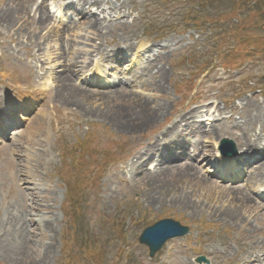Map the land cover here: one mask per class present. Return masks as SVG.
Masks as SVG:
<instances>
[{
	"label": "rangeland",
	"instance_id": "obj_1",
	"mask_svg": "<svg viewBox=\"0 0 264 264\" xmlns=\"http://www.w3.org/2000/svg\"><path fill=\"white\" fill-rule=\"evenodd\" d=\"M51 1L52 14L40 0H0V16L15 11L17 20L0 22L2 104L5 96L38 99L50 87L40 107H23L27 123L0 142V264H198L199 256L221 264L222 254L223 264H236L263 248V169L247 173L253 156L237 157L223 177L247 179L231 181L210 164L222 137L236 150L264 144V0H91L117 23L71 14L67 28ZM82 36L99 54L82 52ZM65 72L80 97L59 95ZM154 104L164 112L145 127H117L136 124ZM189 111V127L171 138L184 146L180 158L189 157L158 173L160 166L147 172L155 162L146 155L132 177L133 157ZM205 113L213 130L198 118ZM162 218L189 232L149 257L136 240ZM238 218L246 225L232 223Z\"/></svg>",
	"mask_w": 264,
	"mask_h": 264
},
{
	"label": "bare ground",
	"instance_id": "obj_2",
	"mask_svg": "<svg viewBox=\"0 0 264 264\" xmlns=\"http://www.w3.org/2000/svg\"><path fill=\"white\" fill-rule=\"evenodd\" d=\"M89 1H91V0H71V3H73V4H79L82 8L80 9V10H78V12L77 11H75L74 12V14L75 15H80L81 16V22H84L86 19H87V17H88V15L91 13L90 11H85L84 10V7L86 6V5H88V3H89ZM46 3V0H42L41 1V4H45ZM94 6H97L96 4H94V3H92V5H89V7H94ZM97 10H99V9H97ZM100 11V16L101 17H103V19H104V21H107V22H111L112 20H110L109 19V13L107 12V9L106 8H102V10H99ZM98 15V16H99ZM1 18H0V22L2 23V25H5V27L6 28H10V26L12 25V24H14V26L16 25V23H17V20H15L16 19V13H15V11L14 12H8V13H3V15H1L0 16ZM96 20H98V19H94L93 21L96 23L97 21ZM88 22H89V20H88ZM95 23H88V25L92 28L93 26H94V24ZM66 24V23H65ZM71 24H74V21H70V22H68V24H66V25H64V27H68L69 25H71ZM110 24H106L105 26H103V27H106V26H109ZM61 26V25H60ZM62 27V26H61ZM63 28V27H62ZM99 34H101V33H99ZM56 35V34H55ZM82 38V42H80V47L81 48H87V49H82V52H84V54L85 55H88L89 57L90 56H92V53H94V52H96L97 54H99V52H100V50H99V48L94 44H90L89 43V39L88 40H86V38L87 37H85V36H82L81 37ZM39 43V42H38ZM80 51H81V49H80ZM113 51L114 50H112V51H109L108 53H106V56H110L111 54H113ZM147 53V52H146ZM145 53V54H146ZM96 54V55H97ZM115 54L117 55H119L120 56V54H121V52L120 51H116L115 52ZM156 55V54H155ZM154 55V56H155ZM157 55L158 56H160L161 55V53H157ZM122 59V58H121ZM84 61H85V59H84ZM84 61H82L83 63H84ZM126 61H123V63H125ZM38 63H39V61H38ZM68 72L69 71H72V72H75L74 70H72L71 68H67V67H64ZM77 72V71H76ZM158 73H160V76L159 77H161V72H158ZM38 75H41V74H37V76ZM64 75H68L66 72L64 73ZM63 75V76H64ZM65 76V77H66ZM65 77H64V79L63 78H61V80L63 81L62 82V85L59 87V95H62V97L64 96V94H66L67 95V92H69L70 91V95L71 96H74L75 98H77V97H80V96H78L76 93H72V91H74L73 90V83H71V81H72V79H70V75H68V77L65 79ZM61 80H60V83H61ZM66 82L68 83V86H72V87H70V88H67V85H66ZM63 85H65L62 89H61V87L63 86ZM25 97V96H24ZM26 101H23L22 102V104H28V103H30L31 101H32V99H27V96H26ZM163 107H164V105L162 106V105H160V104H154L151 108H149V110H148V115L143 119H141L140 121H138L136 124L135 123H124V122H117L118 124H117V127H121V126H123V125H126L127 126V124H129L130 126H132V127H134V128H141V127H145L146 126V123H151V121H153L154 119H157L160 115H162L163 114V112H164V110H163ZM146 113V112H145ZM193 114H194V112L193 111H189L188 113H186V114H184L183 115V118H184V120H182L181 121V123H180V125H178L177 123H173L172 124V128L170 129V130H166L164 133H162L161 135H162V137H159V138H157L152 144H148V145H146V147L142 150V153H141V151L140 152H138L134 157H133V159L130 161V163H128V165L126 166V168H127V171L130 169L131 171H132V174H131V176L133 177L134 175H136L137 173H138V171L139 170H141L142 169V167H143V165H144V163L147 161V157H146V155H151L152 153H155V155L157 156V154L156 153H158L159 151H161V150H163V147H165V146H167L168 145V142L170 141V139L171 138H174L176 135H180V130H184V128L186 129V128H188L189 127V123H190V120L192 121L194 118V116H193ZM136 120V118L135 119H131V120H129V122H133V121H135ZM182 123H184L183 125H182ZM134 125H136V126H134ZM184 127V128H183ZM214 127V126H213ZM213 127L211 126V128H210V130H213ZM179 128H182V129H179ZM1 133L2 134H4L5 135V131H4V129L1 131ZM258 145L257 146H255V145H252L251 143H245L244 145H243V147H244V149H243V153H245V154H248V153H251V152H253L254 150H256L257 148L259 149V148H261L262 150L259 152V154L261 155H259V157H258V159H257V161H255V160H252V161H254L255 163L252 165V169H255V171H259V170H261V169H263V173H264V147H262V144H261V141H258ZM240 148V147H239ZM238 148V150H241V149H239ZM177 150V153H176V157H180L181 155H182V149H183V146L182 145H180V144H177V146H172L171 148H168V150L166 151V152H162L161 154H160V156H165V155H169V156H173L174 155V151H171V150ZM159 156V157H160ZM176 157H174V158H176ZM189 157V155H186L185 156V159L186 158H188ZM251 161V162H252ZM174 161H169V162H167V163H159L158 165H160V167H159V169H160V171L158 172V173H160L161 171H163V170H165V169H169L170 168V166H171V163H173ZM231 163H233V162H231ZM164 164V165H163ZM161 165H163L162 167H161ZM129 168V169H128ZM251 175H249L248 176V178H250V181H251V183L253 182V174L252 173H250ZM247 179V178H246ZM245 179V180H246ZM262 180H264V177L262 178ZM261 180V181H262ZM213 184V183H212ZM211 185V184H210ZM212 186V188H213V186H215L216 187V185H211ZM217 191H219L220 193H222V194H225V193H227L228 194V189L227 188H225V187H218L217 188ZM234 192H230V195L232 196V194H233ZM229 195V194H228ZM262 195H264V194H262ZM221 207V206H220ZM248 206L246 205L245 206V208H247ZM227 208H228V206H227ZM253 211H256L255 213L256 214H258L259 212H261V210L259 209V207L258 206H253L252 208H251ZM221 210V209H220ZM227 211V210H226ZM228 211H229V213L230 214H234V212H232V211H230L229 209H228ZM220 215H225V212H224V210H221V214ZM260 215L264 218V212L263 213H260ZM253 216V215H252ZM236 219V218H235ZM235 219H231V220H234V221H232V223H240L241 225H246V223L244 222V220H240L239 218L237 219V221L238 222H236V220ZM2 251V250H1ZM3 253H5L4 252V250H3ZM222 254V253H221ZM223 255V257L221 258V264H223L224 263V258L225 257H227V255L226 254H222ZM223 259V260H222ZM236 264H264V246H263V248H261V249H259V251L257 250V251H254V252H252V253H250V255H248V257H247V259H245L244 261H241V262H239V263H236Z\"/></svg>",
	"mask_w": 264,
	"mask_h": 264
},
{
	"label": "water",
	"instance_id": "obj_3",
	"mask_svg": "<svg viewBox=\"0 0 264 264\" xmlns=\"http://www.w3.org/2000/svg\"><path fill=\"white\" fill-rule=\"evenodd\" d=\"M226 141L228 140L222 139L221 146H224ZM186 232L187 228L181 227L177 222L164 219L144 228L138 237V241L148 247L149 255L152 256L167 238L182 235Z\"/></svg>",
	"mask_w": 264,
	"mask_h": 264
},
{
	"label": "trees",
	"instance_id": "obj_4",
	"mask_svg": "<svg viewBox=\"0 0 264 264\" xmlns=\"http://www.w3.org/2000/svg\"><path fill=\"white\" fill-rule=\"evenodd\" d=\"M198 4H200V3H198ZM201 5V4H200ZM219 16V15H218ZM198 22V20H196V23Z\"/></svg>",
	"mask_w": 264,
	"mask_h": 264
}]
</instances>
